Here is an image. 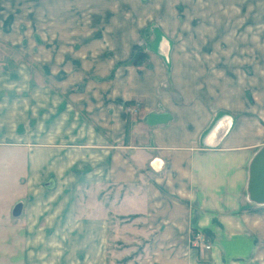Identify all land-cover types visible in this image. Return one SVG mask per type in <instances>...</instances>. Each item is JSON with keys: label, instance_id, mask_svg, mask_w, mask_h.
<instances>
[{"label": "crops", "instance_id": "0c3cea01", "mask_svg": "<svg viewBox=\"0 0 264 264\" xmlns=\"http://www.w3.org/2000/svg\"><path fill=\"white\" fill-rule=\"evenodd\" d=\"M124 19L118 0H0V142L34 140L0 144L3 264L109 239L118 264H264L247 195L264 111L236 91L245 71Z\"/></svg>", "mask_w": 264, "mask_h": 264}, {"label": "rangeland", "instance_id": "374dc122", "mask_svg": "<svg viewBox=\"0 0 264 264\" xmlns=\"http://www.w3.org/2000/svg\"><path fill=\"white\" fill-rule=\"evenodd\" d=\"M135 15L140 19L144 15L155 18V21H139V29L145 31L139 41L148 39L156 28L163 30L161 25L165 24L171 35L172 32L177 35L176 39L171 38L173 45L185 46L199 54L202 52L211 58L213 64L217 63V67L231 61L230 58L234 55L235 62L239 63L238 67L245 71L246 80H249V83L239 85L236 91H240L252 106L260 103V108L264 111V0H138V3L135 0H118V19L121 17V20L126 21L124 18L129 17L134 21ZM164 15L170 18L168 22L162 23L159 19ZM31 40L34 42L35 37ZM231 52L233 53L230 54ZM3 56L6 57V53ZM35 72L34 70L33 78L38 77ZM11 138L0 144L34 142ZM4 184L1 182V196ZM107 233L111 238L115 237L116 232L108 229ZM112 241L113 239L108 240L105 254L98 246L57 247L59 250L64 249L65 254L57 261H48L47 264H118L120 247ZM54 248L56 247H44L42 252L51 254L50 250ZM97 252L101 253L100 258ZM8 255L0 251V264L6 263L4 260ZM43 263L46 264V261Z\"/></svg>", "mask_w": 264, "mask_h": 264}, {"label": "water", "instance_id": "95a60500", "mask_svg": "<svg viewBox=\"0 0 264 264\" xmlns=\"http://www.w3.org/2000/svg\"><path fill=\"white\" fill-rule=\"evenodd\" d=\"M249 200L255 204H264V146L254 155L249 165V180L247 185ZM17 205L13 215L19 214Z\"/></svg>", "mask_w": 264, "mask_h": 264}, {"label": "built area", "instance_id": "2783aa9c", "mask_svg": "<svg viewBox=\"0 0 264 264\" xmlns=\"http://www.w3.org/2000/svg\"><path fill=\"white\" fill-rule=\"evenodd\" d=\"M195 238H196V241L198 243H200L202 246L204 245V241L202 240V238L200 237V235H197ZM203 247H204L205 250H209L210 249V246L207 245V244L205 246H203Z\"/></svg>", "mask_w": 264, "mask_h": 264}, {"label": "trees", "instance_id": "16d2710c", "mask_svg": "<svg viewBox=\"0 0 264 264\" xmlns=\"http://www.w3.org/2000/svg\"><path fill=\"white\" fill-rule=\"evenodd\" d=\"M142 56H143V55H138V56L136 57V59H134V63H136L137 60L141 59Z\"/></svg>", "mask_w": 264, "mask_h": 264}]
</instances>
